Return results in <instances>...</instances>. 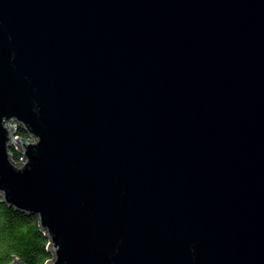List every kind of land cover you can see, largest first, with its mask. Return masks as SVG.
Segmentation results:
<instances>
[{
  "label": "water",
  "instance_id": "95a60500",
  "mask_svg": "<svg viewBox=\"0 0 264 264\" xmlns=\"http://www.w3.org/2000/svg\"><path fill=\"white\" fill-rule=\"evenodd\" d=\"M0 195L46 264H264V0H0Z\"/></svg>",
  "mask_w": 264,
  "mask_h": 264
},
{
  "label": "trees",
  "instance_id": "16d2710c",
  "mask_svg": "<svg viewBox=\"0 0 264 264\" xmlns=\"http://www.w3.org/2000/svg\"><path fill=\"white\" fill-rule=\"evenodd\" d=\"M18 136L28 138L24 131ZM12 158L21 161V155L12 148ZM50 240L41 230L38 215L26 213L9 207L0 195V264H46L53 258L49 251Z\"/></svg>",
  "mask_w": 264,
  "mask_h": 264
},
{
  "label": "built area",
  "instance_id": "2783aa9c",
  "mask_svg": "<svg viewBox=\"0 0 264 264\" xmlns=\"http://www.w3.org/2000/svg\"><path fill=\"white\" fill-rule=\"evenodd\" d=\"M16 138H18V136H17ZM28 138H29V137H28ZM21 160H22V157H21Z\"/></svg>",
  "mask_w": 264,
  "mask_h": 264
}]
</instances>
